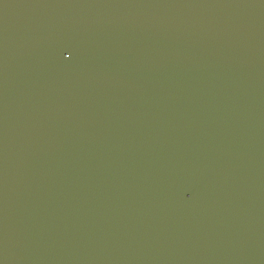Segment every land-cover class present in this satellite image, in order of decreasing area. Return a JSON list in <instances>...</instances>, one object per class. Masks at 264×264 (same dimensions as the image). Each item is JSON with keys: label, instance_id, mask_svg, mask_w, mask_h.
I'll return each instance as SVG.
<instances>
[{"label": "water", "instance_id": "obj_1", "mask_svg": "<svg viewBox=\"0 0 264 264\" xmlns=\"http://www.w3.org/2000/svg\"><path fill=\"white\" fill-rule=\"evenodd\" d=\"M0 264H264V0H0Z\"/></svg>", "mask_w": 264, "mask_h": 264}]
</instances>
